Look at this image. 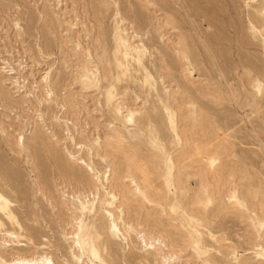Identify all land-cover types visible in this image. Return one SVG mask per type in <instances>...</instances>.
Here are the masks:
<instances>
[{"label":"rangeland","instance_id":"rangeland-1","mask_svg":"<svg viewBox=\"0 0 264 264\" xmlns=\"http://www.w3.org/2000/svg\"><path fill=\"white\" fill-rule=\"evenodd\" d=\"M0 194L8 264H264V0H0Z\"/></svg>","mask_w":264,"mask_h":264},{"label":"bare ground","instance_id":"bare-ground-1","mask_svg":"<svg viewBox=\"0 0 264 264\" xmlns=\"http://www.w3.org/2000/svg\"><path fill=\"white\" fill-rule=\"evenodd\" d=\"M116 26V25H115ZM119 35V34H118ZM117 37V36H116ZM121 37V36H120ZM119 37V38H120ZM122 39V38H121ZM120 40V39H119ZM121 41V40H120ZM122 41H125L124 39L122 40ZM128 43V42H127ZM119 44V43H118ZM117 44V45H118ZM123 44H124V42H123ZM130 44H131V42H130ZM120 45V44H119ZM120 47V46H119ZM117 49V48H116ZM131 49V48H130ZM135 49V48H134ZM133 49V50H134ZM132 50V49H131ZM118 51V50H117ZM135 51V50H134ZM140 53V52H139ZM139 56H140V54H139ZM142 56V55H141ZM141 56H140V58H141ZM138 61V60H137ZM141 68V67H140ZM145 70V69H144ZM125 72V71H124ZM146 76H147V74H146ZM145 77V76H144ZM129 113H131V112H129ZM132 114V113H131ZM130 115H128V117H129ZM129 118H131V117H129ZM131 120V119H130ZM91 191V190H90ZM111 194V193H110ZM109 194V195H110ZM110 197V196H109ZM110 214V213H109ZM0 215H4V217H5V219L6 220H8V221H10V222H13L14 220H15V217L13 216V214L11 213V211H10V203L0 194ZM112 215V214H111ZM110 215V216H111ZM112 217H114V216H112ZM111 217V218H112ZM113 220V219H112ZM111 221V220H110ZM75 222L77 223V221H76V219H75ZM80 223V222H79ZM78 223V224H79ZM114 224H115V222H113ZM113 223H112V225H113ZM114 227H116V226H114ZM78 229H80V228H78ZM112 229H114L115 230V228H112ZM80 234V233H79ZM88 234V233H87ZM90 234V233H89ZM88 234V235H89ZM6 236V238H9L10 240L9 241H6V243H9V242H12V243H14V242H17V236H15L14 234H12V233H10V234H6L5 235ZM73 236V235H72ZM91 237H93V236H91ZM86 239H87V237H86ZM85 240V239H84ZM88 240L89 239H87V241H85V246L86 247H88V250H89V252H90V254L92 255V256H94L95 258H97L98 257V253H97V251L94 249V247H93V245H91L90 244V242H88ZM91 240H92V238H91ZM83 241V240H82ZM92 241H94V240H92ZM95 242V241H94ZM159 242V241H158ZM93 243V242H92ZM150 243V242H149ZM151 244V243H150ZM152 244H154V243H152ZM151 244V245H152ZM146 245V244H145ZM77 246V245H76ZM75 246V247H76ZM97 246V245H96ZM153 246V245H152ZM10 247V246H9ZM74 247V248H75ZM78 247V246H77ZM146 248V247H145ZM77 249H79V248H77ZM85 249V248H84ZM83 250V249H82ZM79 251H80V249H79ZM85 250H83V252H84ZM85 254V253H84ZM73 256H74V254H73ZM81 257V256H80ZM101 257V256H100ZM166 257L168 258V256L166 255ZM176 257V256H175ZM15 258H17V260L15 259ZM15 258H12V260L13 259H15L14 260V264H52V262H51V258L49 259V257L47 258V257H42V258H40V259H38V258H36V257H34V258H36V259H34V258H32L31 260H28L27 258L25 259L24 257H15ZM19 258V259H18ZM162 258V257H161ZM3 259H5V258H3ZM1 257H0V264H8L7 262H6V260H3ZM88 259H89V257H88ZM165 259V258H164ZM53 260V259H52ZM80 260V259H79ZM172 259L170 258V260H164V262H163V264H169L170 262L169 261H171ZM92 261V260H91ZM100 261V260H99ZM163 261V260H162ZM10 262V261H9ZM12 262V261H11ZM11 262H10V264H11ZM79 262V261H78ZM55 263V262H54ZM171 264V263H170ZM175 264V263H174Z\"/></svg>","mask_w":264,"mask_h":264}]
</instances>
